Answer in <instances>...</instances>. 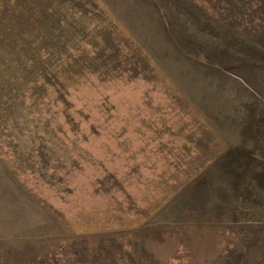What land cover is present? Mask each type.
I'll return each mask as SVG.
<instances>
[{
    "label": "rangeland",
    "instance_id": "1",
    "mask_svg": "<svg viewBox=\"0 0 264 264\" xmlns=\"http://www.w3.org/2000/svg\"><path fill=\"white\" fill-rule=\"evenodd\" d=\"M0 264H264V0H0Z\"/></svg>",
    "mask_w": 264,
    "mask_h": 264
}]
</instances>
